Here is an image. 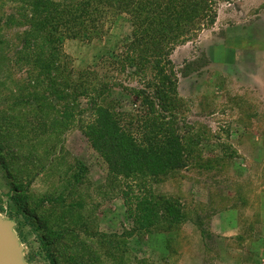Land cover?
Returning <instances> with one entry per match:
<instances>
[{
  "label": "rangeland",
  "instance_id": "rangeland-1",
  "mask_svg": "<svg viewBox=\"0 0 264 264\" xmlns=\"http://www.w3.org/2000/svg\"><path fill=\"white\" fill-rule=\"evenodd\" d=\"M68 16L55 38L65 74L97 87L102 104L135 114L134 94L155 84L160 69L175 79L168 114L189 131L192 156L149 187L180 203L183 219L138 232L123 206V180L106 175L77 122L53 135L49 106L18 115L0 87V217L15 223L24 261L93 264L108 255L112 264H264V0H85ZM26 70L13 68V79ZM77 101L87 111L86 97ZM1 118L19 126L8 132ZM68 190L74 196L63 199ZM76 196L90 205L89 223L64 236L71 210L63 204Z\"/></svg>",
  "mask_w": 264,
  "mask_h": 264
},
{
  "label": "trees",
  "instance_id": "trees-1",
  "mask_svg": "<svg viewBox=\"0 0 264 264\" xmlns=\"http://www.w3.org/2000/svg\"><path fill=\"white\" fill-rule=\"evenodd\" d=\"M83 1L0 0V32L7 30L6 36L0 34V87L7 91L10 108L18 115H21V108L31 112L33 107L38 108L37 104L49 106L54 116L50 122L53 135L65 130L67 122H77L91 149L106 164L109 176L123 180L126 189L122 194L123 205L138 232L152 233L165 225H177L183 219L180 203L153 195L149 187L153 181L187 168L192 156L185 138L189 131L180 132L176 120L168 114L171 99L176 95L175 79L160 69L155 84L147 85L146 91L139 90L134 94L140 102V109L135 114L118 112L114 104H102L97 87L70 80L65 74L66 57L60 53L61 43L55 38L62 32L59 27H66L69 11L73 6H81ZM5 6L10 12L4 11ZM170 26L167 28L169 33L174 29L173 25ZM13 29L18 30L10 37L8 33ZM170 39L175 41L173 37ZM20 66L27 69L24 76L13 79L11 70ZM81 96L88 100L87 111L77 101ZM85 112L89 116H85ZM1 121H4L2 127L8 132L20 123L6 118H1ZM34 123L28 124L33 128L36 126ZM43 172H38L36 177ZM74 194L69 190L63 199ZM61 201L49 200L43 204L53 205ZM86 205L78 199L71 204H63L64 209L71 210V215L62 219L66 227L60 230L62 235L75 236L78 230H74V226L85 227L89 223L84 213ZM102 256L95 258L93 264H112L110 259L104 262Z\"/></svg>",
  "mask_w": 264,
  "mask_h": 264
},
{
  "label": "water",
  "instance_id": "water-1",
  "mask_svg": "<svg viewBox=\"0 0 264 264\" xmlns=\"http://www.w3.org/2000/svg\"><path fill=\"white\" fill-rule=\"evenodd\" d=\"M11 219L0 217V264H27Z\"/></svg>",
  "mask_w": 264,
  "mask_h": 264
},
{
  "label": "crops",
  "instance_id": "crops-1",
  "mask_svg": "<svg viewBox=\"0 0 264 264\" xmlns=\"http://www.w3.org/2000/svg\"><path fill=\"white\" fill-rule=\"evenodd\" d=\"M83 135V134H82ZM66 137H68V136H66ZM84 137V136H83ZM85 138V137H84ZM86 139V138H85ZM87 141V140H86ZM92 151L93 152H95L93 149H92ZM95 154L97 155V156H99L96 152H95ZM101 159V158H100ZM102 160V159H101ZM103 161V160H102ZM104 162V161H103ZM105 164V163H104ZM106 165V164H105ZM105 172H106V175L107 176H109V173H108V170H107V168L105 169ZM44 175V173H41V174H39L33 181H32V183L30 184V186H29V191L31 190V188L33 187V185L38 181V179L39 178H41L42 176ZM107 176H106V179H107ZM105 179V180H106ZM90 188V187H89ZM95 189V188H94ZM90 190L92 191V188H90ZM69 191V190H68ZM67 194V193H66ZM124 206V205H123ZM125 208V207H124ZM85 215L86 216H89L90 214H91V211H90V205L89 204H87L86 205V210H85ZM88 220H89V218H88Z\"/></svg>",
  "mask_w": 264,
  "mask_h": 264
}]
</instances>
